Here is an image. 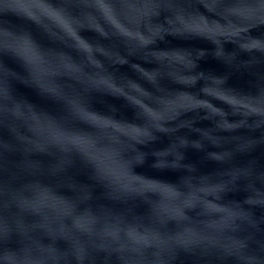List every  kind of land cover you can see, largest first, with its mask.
Here are the masks:
<instances>
[{"label":"water","instance_id":"95a60500","mask_svg":"<svg viewBox=\"0 0 264 264\" xmlns=\"http://www.w3.org/2000/svg\"><path fill=\"white\" fill-rule=\"evenodd\" d=\"M0 53V264H264V0H0Z\"/></svg>","mask_w":264,"mask_h":264},{"label":"clouds","instance_id":"9594fccd","mask_svg":"<svg viewBox=\"0 0 264 264\" xmlns=\"http://www.w3.org/2000/svg\"><path fill=\"white\" fill-rule=\"evenodd\" d=\"M65 123L71 130L78 132L85 137L91 138L95 142L97 147L102 145L104 137L102 136V134L97 133L96 130L89 128L86 125L80 124L77 121L71 119H67ZM14 243H16L17 246H19L18 242H14L12 240L0 241V250H7Z\"/></svg>","mask_w":264,"mask_h":264},{"label":"snow or ice","instance_id":"6c2138e0","mask_svg":"<svg viewBox=\"0 0 264 264\" xmlns=\"http://www.w3.org/2000/svg\"><path fill=\"white\" fill-rule=\"evenodd\" d=\"M0 55H2V53H0ZM85 118L86 119H91L92 117L88 116V114H85Z\"/></svg>","mask_w":264,"mask_h":264}]
</instances>
